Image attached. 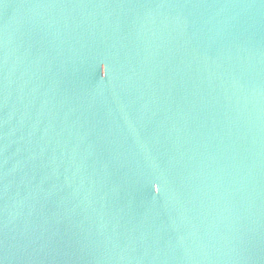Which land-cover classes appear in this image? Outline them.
Wrapping results in <instances>:
<instances>
[{
	"label": "water",
	"instance_id": "1",
	"mask_svg": "<svg viewBox=\"0 0 264 264\" xmlns=\"http://www.w3.org/2000/svg\"><path fill=\"white\" fill-rule=\"evenodd\" d=\"M0 264H264V0H0Z\"/></svg>",
	"mask_w": 264,
	"mask_h": 264
}]
</instances>
